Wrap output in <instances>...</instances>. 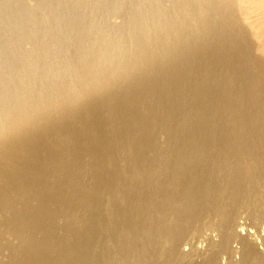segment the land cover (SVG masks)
<instances>
[{
	"label": "rangeland",
	"instance_id": "374dc122",
	"mask_svg": "<svg viewBox=\"0 0 264 264\" xmlns=\"http://www.w3.org/2000/svg\"><path fill=\"white\" fill-rule=\"evenodd\" d=\"M203 1L188 3L184 0H161V2L156 0H0V122H7L4 125H7L8 132L17 128L26 129L25 134L21 133V139L19 136L10 135L12 133L10 132L2 147L0 144V151L20 148L19 153L24 156L25 151L32 147L43 150L44 154V148L48 149L60 144L62 146L59 150L53 147L54 150L48 149V152L53 153L58 163L65 164L64 168L56 166L54 168L56 172L50 173L52 176L51 178L49 176L48 183L52 185L49 183L44 193L42 192L43 195H40L43 199L40 196L38 199L35 196L32 198L33 195H24L14 199V202H1L0 264H31L32 261L33 264L72 262V264H123V262L124 264H201L213 255L217 258V264H264V178L260 173H264V108L261 106L264 105V99L261 95H257L261 100L252 98L256 101L252 102L260 104L261 101L262 104L259 106L261 109L258 110L256 107V111L253 110L251 113V109L249 112L247 108L251 106L248 104L250 106L248 107L246 101L251 97L248 94H252L251 84L255 81L251 83L249 79H254L251 74L254 73V69L249 65L225 67L218 62L220 50L217 45L220 47L221 45L220 40L216 39H221L220 36L223 34L220 33L221 31L226 32L221 21L222 12L218 14V9L228 6L230 17L236 26L234 28L236 35L233 36L232 33V36L229 34L230 38L228 36L227 42L231 45L226 42L227 45L223 49L234 47V44H242L237 37L241 36L248 46L249 57L264 63V53L259 50L260 44L249 20L238 10L239 0H225L224 3ZM187 9L191 11H186ZM168 23L171 24L170 27ZM229 26L233 28L231 25H226V29H232ZM132 34L134 37H131ZM135 44L137 47L133 46ZM215 45L216 52L212 49ZM178 49L181 53L177 51ZM190 49L192 50L189 52ZM211 50L218 54L214 55ZM176 51L182 56L177 54L176 57L174 54ZM183 51L189 56L187 54L185 56ZM135 58L137 61L134 60ZM205 59L213 63L209 61L208 63ZM197 60H200L199 64L202 60L205 63L202 61L203 65L198 67ZM110 63L115 67L114 69L109 68ZM191 65L199 72L197 76ZM214 66H217V70ZM200 67L204 68V71ZM229 68L233 71L230 72ZM189 71L194 74L192 72L187 74ZM235 73L245 75V79L248 80L249 83L245 81L238 85L244 90L236 87L237 85L229 80ZM104 78L107 80H103ZM184 78L185 82L182 80ZM186 78L190 80L189 83ZM165 85L167 88H164ZM86 86L89 92L84 89ZM168 88H171L170 91ZM164 90L168 91L164 92ZM79 92L86 100L79 97L81 95ZM88 93L91 94L87 95ZM114 97L118 99H113ZM227 98L234 100L227 101ZM120 100L121 103L117 104ZM104 103L110 104L113 114L110 112L112 108ZM113 103L117 107L113 106ZM25 105L30 108V112ZM29 105L33 106L32 109ZM40 105L45 106L40 108ZM38 109L44 113H40ZM52 109L56 112H52ZM14 110L20 114L14 113ZM45 110L50 111L47 113ZM23 111L25 113L28 111V114L33 113V116ZM58 112H60L59 116ZM240 112L245 114L242 115L243 119L240 117L242 114ZM96 113H99V119ZM136 114L139 116L135 117ZM39 115L41 118L38 117ZM89 115L94 117L91 116L90 119ZM29 116L34 119L37 116L36 119L39 121L33 118L30 121ZM62 116L64 117L61 119ZM229 116L230 118L233 116L232 121L238 116V127L234 124V126L228 125L231 123ZM17 117L19 120H15ZM226 117L228 124L224 123V120L227 121ZM255 117L259 121H255ZM261 117L263 122L260 121ZM92 118L95 124L98 122L96 124H99L98 126L93 123ZM89 119L93 125L90 124ZM20 120L23 122L19 123ZM242 120L254 128L250 127L248 131L239 134ZM34 121L36 124L38 122L37 126H34ZM51 122L55 124L49 125L52 124ZM71 122L74 123L72 127ZM57 123L67 127L64 128ZM84 124H86L85 128L87 125L90 127L85 129ZM38 125L42 129L37 128ZM70 127L75 130H70ZM67 128L68 130H65ZM76 128H79L80 132ZM81 129L88 132V137L86 133H81L83 132ZM89 129H93L94 132ZM28 133L31 137L26 135ZM71 133L76 134L77 138ZM79 135L82 139H79L81 137ZM67 136H70L71 142ZM59 139H62V143ZM75 139L81 144L80 147L97 146L102 149V155L105 152L104 157L100 159L102 160L100 166L92 167L84 154L75 158L73 154L68 153L72 152L75 146L72 141ZM84 139L91 144L87 141L85 143ZM25 141L27 145L23 143ZM66 141L72 144L68 147ZM243 143L249 146L247 154L242 151ZM18 144H21L20 147ZM24 145L26 149L23 148ZM72 145L74 146L71 147ZM59 158L62 160L60 161ZM240 158L244 161L240 162L242 160ZM44 162L49 165L47 157H44ZM65 168L67 169L64 170ZM253 168L254 170H251ZM15 169L17 168L8 167L7 174L17 172L18 169ZM16 172L15 174L19 173ZM80 190L86 197L83 194L79 195ZM51 193L57 195L53 196ZM58 201L59 203H56ZM32 206L34 207L32 210L36 209L39 216H34L37 221L34 217L29 218L32 220L29 222L24 219V214L28 213ZM19 214L21 217H17ZM21 219L25 222H21ZM211 227L215 228V232ZM176 231H180V234ZM163 236L165 241L169 237H172V241L174 238L179 241V248L175 253L187 254L184 259L176 261L169 257L171 254L169 243L167 240V244L163 245L165 243L162 242ZM156 240L159 241L158 246ZM222 240L226 242L225 250H221ZM212 241L219 243L221 249L211 248ZM239 243L252 244L257 260L241 261L240 251L233 250L240 247ZM140 247L147 249V252L143 251L146 258L143 256L142 260L143 253ZM135 248H139V253ZM119 256L123 257L120 261ZM169 260L171 261L168 262Z\"/></svg>",
	"mask_w": 264,
	"mask_h": 264
},
{
	"label": "bare ground",
	"instance_id": "6f19581e",
	"mask_svg": "<svg viewBox=\"0 0 264 264\" xmlns=\"http://www.w3.org/2000/svg\"><path fill=\"white\" fill-rule=\"evenodd\" d=\"M182 2V1H181ZM204 2V1H203ZM239 2H240V4H239V8H238V10H239V12L241 13V15H243V16H245L248 20H249V22H250V24H251V26L253 27V29H254V31H255V36H256V38H257V40L259 41V44H260V46H259V50L260 51H262L261 53H264V0H239ZM212 3V2H211ZM203 4V3H202ZM152 5H154V4H152ZM187 5V4H186ZM209 5V4H208ZM155 6V5H154ZM176 6V5H175ZM152 7V6H151ZM200 7V6H199ZM212 7V6H211ZM217 7V6H216ZM154 8V7H153ZM204 8V7H203ZM210 8V7H209ZM158 9V8H157ZM191 9V8H190ZM213 9L214 10H216V8H215V6H213ZM220 9V10H219ZM218 9V14H220L221 12V21H222V25H223V29L226 31L225 33H224V31H221L220 33H222L223 32V34H221V39L219 38H217L216 39V36H215V39L216 40H220V45H221V47L219 46V45H217L218 47V50H220V54H219V56L217 57L218 58V62L221 64V66H225V67H231V66H233V68H235V67H237V66H241V65H249L250 67H252L253 69H254V73H251L252 75H253V78L254 79H249V81L252 83V81L254 82V84H251V85H253L252 86V94H248V95H251V97H248L247 98V106L248 107H250V108H247V109H249V112H250V110L252 109V112L251 113H253V110H255V109H257L256 107H258V110L259 109H261V108H259V106H260V104H262L261 103V101H260V104H259V102H257V103H255L256 101L255 100H258V99H260V97L258 98V96L259 95H261V97H263V99H264V63H262L260 60H256V59H252V57H249V55H248V53H250V52H248V46L246 45V43H245V40L243 39L244 37H239V36H237L238 37V39H240V41L242 42V44L241 43H238V44H234L233 46L234 47H227V48H225V49H223V47L224 46H226L227 45V43L229 44V42H227L228 41V36H229V34L232 36V33H233V36H235L236 35V31H235V29L234 28H236V26H234L235 24H234V21H233V19L230 17V14H229V8H228V6H224V7H220ZM186 11H191V10H186ZM220 11V12H219ZM184 12H185V10H184ZM200 13V12H199ZM201 15V14H200ZM202 16V15H201ZM155 17V16H154ZM206 17V18H205ZM205 19H207L208 17H207V15H205ZM200 18V17H199ZM210 18V17H209ZM158 20V19H157ZM177 20V19H176ZM203 21V20H202ZM163 21H161V23H162ZM156 23H157V21H156ZM165 23V22H164ZM167 23V22H166ZM176 23V22H175ZM169 24V27H170V23H168ZM174 24V23H173ZM216 24V23H215ZM159 25V24H158ZM164 25V28H165V24H163ZM217 25H219V22H218V24ZM226 25L228 26V25H231V26H233V28L232 27H230L229 26V28H232V29H230V30H228V29H226ZM140 28V27H139ZM239 28V27H238ZM221 29V28H220ZM139 30V29H138ZM137 30V31H138ZM164 30V29H163ZM169 30H170V28H169ZM170 31H172V30H170ZM218 31V30H217ZM216 31V32H217ZM219 33V34H220ZM134 34V33H133ZM133 34L131 35V37H134L133 36ZM142 35H144V34H142ZM208 34H206V36H207ZM210 35V34H209ZM214 36V35H213ZM141 37V36H140ZM145 37H146V34H145ZM209 37V36H208ZM229 38H230V36H229ZM140 39V38H139ZM199 39H200V37H199ZM202 39H204L203 37H202ZM201 39V40H202ZM214 39V38H213ZM121 40V39H120ZM205 40V39H204ZM204 40H202V41H204ZM195 41V40H194ZM117 42V41H116ZM208 42V41H207ZM212 42H215V41H212ZM227 42V43H226ZM231 42V41H230ZM132 43V42H131ZM133 43H135V42H133ZM143 43V42H142ZM112 44V43H111ZM114 44V43H113ZM117 44V43H116ZM122 44H123V42H122ZM215 44H218V43H215ZM115 45V44H114ZM137 45H139V43L137 44ZM229 45H231V44H229ZM113 46V45H112ZM115 46H117V45H115ZM133 46H136V44L135 45H133ZM114 47V46H113ZM121 47V46H120ZM137 47V46H136ZM138 47H140V46H138ZM142 47V46H141ZM140 47V48H141ZM214 47V46H213ZM221 49H220V48ZM110 48V47H109ZM124 48V47H123ZM135 48V47H134ZM189 48V47H188ZM187 48V49H188ZM131 49H132V47H131ZM214 51H215V49H216V45H215V48H212ZM125 50V49H124ZM136 50V49H135ZM137 50H138V48H137ZM180 49H178L177 51H179ZM184 50V49H183ZM185 50H186V48H185ZM184 50V51H185ZM192 49H190V50H188L189 52L191 51ZM217 50V49H216ZM109 51V50H108ZM114 51V50H113ZM113 51H112V53H113ZM121 51H123V50H121ZM142 51V50H141ZM175 52L174 54H176V57H177V54L178 55H180V56H182V54H179L178 52ZM183 51V53L185 54V56H186V52H184ZM187 51V50H186ZM212 51V50H211ZM214 51H212V52H214ZM138 52V51H137ZM162 52V51H161ZM180 52V51H179ZM210 52V51H209ZM209 52H207L208 54H210ZM212 52H211V55H213L212 54ZM216 52V51H215ZM214 52V55L215 54H218V53H215ZM218 52V51H217ZM248 52V53H247ZM112 53H110V54H112ZM143 53V52H142ZM181 53V52H180ZM138 54V53H137ZM118 55V54H117ZM188 55V54H187ZM210 55V56H211ZM96 56V55H95ZM99 56V55H98ZM101 56V55H100ZM105 56V55H104ZM107 56V55H106ZM135 56V55H134ZM175 56V55H174ZM189 56V55H188ZM205 56H206V54H205ZM204 56V57H205ZM97 57V56H96ZM102 57V56H101ZM111 57V56H110ZM117 57V56H116ZM126 57V56H125ZM124 57V58H125ZM204 57H203V59H204ZM215 57V58H216ZM103 58V57H102ZM122 58V57H121ZM172 58V57H171ZM178 58H180L179 56H178ZM177 58V59H178ZM216 58V59H217ZM104 59V58H103ZM111 59V58H110ZM175 59V58H174ZM189 59H191V57L189 58ZM206 59H208V58H206ZM206 59H205V61H206ZM214 59V58H213ZM97 60V59H96ZM116 60V59H115ZM122 60V59H121ZM124 60V59H123ZM130 60V59H129ZM134 60H136V58L134 59ZM104 61V60H103ZM128 61V60H127ZM137 61V60H136ZM180 61V60H179ZM183 61H185V60H183ZM192 61V60H191ZM202 61H204V60H202ZM201 61V63L199 64V62H200V60L198 61L197 60V62L196 63H198V67H199V65L201 66V65H203L202 62ZM205 61H204V63H205ZM210 62V60H207L206 62ZM217 61V60H216ZM79 62V61H78ZM90 62V61H89ZM111 62V61H110ZM118 63H119V61H117ZM123 62V61H122ZM188 62V61H187ZM186 62V63H187ZM208 62V63H209ZM212 63H213V61H211ZM210 62V63H211ZM218 62H216L217 64H218ZM63 63V62H62ZM84 63V62H83ZM83 63H81V65L83 66ZM126 63V62H125ZM64 64V63H63ZM68 64V63H67ZM87 64V63H86ZM191 64H193V62H191ZM214 64H215V62H214ZM213 64V65H214ZM66 65V64H65ZM69 65V64H68ZM68 65H66V67H68ZM109 65V64H108ZM190 65V64H189ZM204 65H206V64H204ZM212 65V64H211ZM104 66V65H103ZM192 66V65H191ZM219 66V68H221L220 67V65H218ZM235 66V67H234ZM76 67V66H75ZM79 67H80V62H79ZM106 67V66H105ZM109 67V66H108ZM111 66V63H110V69H114L115 67H112ZM118 67H119V64H118ZM193 68H194V66H192ZM214 67H216L215 69L217 70V66H214ZM76 68H78V67H76ZM191 68V67H190ZM201 68V67H200ZM110 69H108V71L110 70ZM117 69V68H116ZM115 69V70H116ZM197 69V68H196ZM201 69H203V71H204V68H201ZM201 69H199V70H201ZM121 70V69H120ZM150 70V69H149ZM152 70V69H151ZM189 70V69H188ZM187 70V71H188ZM198 70V69H197ZM198 70V71H199ZM216 70H214V71H216ZM227 69H225V71H226ZM228 70H230V68L228 69ZM231 70H232V68H231ZM230 70V72H232ZM112 71V70H111ZM122 71V70H121ZM196 70H195V68L193 69V72L194 73H196L195 75L197 76V74L199 73V72H195ZM202 70H201V72L202 73H204ZM220 71V69H218V72ZM242 71V70H241ZM240 71V72H241ZM35 72V71H34ZM110 72V71H109ZM123 72H125V71H123ZM190 72H192V71H189L187 74H190ZM192 72V73H193ZM200 72V73H201ZM222 72V71H221ZM220 72V73H221ZM229 72V73H230ZM101 73V72H100ZM193 73V74H194ZM223 73H225L226 74V72H223ZM229 73H227L228 75H229ZM98 76H100V75H98ZM115 76H117V75H115ZM185 76H186V74H185ZM209 76V75H208ZM249 76V75H248ZM182 77V76H181ZM231 77H233V78H231ZM230 78H229V80L231 81V82H234V84L235 85H237L236 87H239L240 85H241V82H248V80L247 79H245V75L244 76H242V75H239V74H236L235 73V75L234 74H232V76H231ZM106 78V77H105ZM103 79V80H107V79ZM108 78V77H107ZM180 78V77H179ZM109 79V78H108ZM222 79V78H221ZM182 80H184V82H185V78L184 79H182ZM186 80H187V78H186ZM228 80V81H229ZM233 80V81H232ZM156 81V80H155ZM180 81V80H179ZM188 81H190V80H187V82ZM227 81V82H228ZM236 81V82H235ZM238 81V82H237ZM84 82V81H83ZM182 82V81H181ZM226 82V83H227ZM230 82V83H231ZM175 83V82H174ZM173 83V84H174ZM189 83V82H188ZM194 83V82H193ZM229 83V84H230ZM249 83V82H248ZM81 84H82V82H81ZM168 84V83H167ZM171 84V83H170ZM181 84V83H180ZM187 84V83H186ZM200 84V83H199ZM228 84V83H227ZM233 83H231V85H232ZM233 84V85H234ZM75 85V84H74ZM84 85V84H83ZM85 85H87V84H85ZM182 85V84H181ZM188 86H189V84H187ZM194 85V84H193ZM192 85V86H193ZM217 85V84H216ZM232 85V87H234ZM239 85V86H238ZM243 85V84H242ZM247 85V84H246ZM249 85V84H248ZM88 86V85H87ZM87 86H86V88H84V89H86L87 90V92H89V88L87 89ZM191 86V87H192ZM228 86V85H227ZM245 86V85H244ZM186 87V86H185ZM224 87V86H223ZM137 88V87H136ZM135 88V89H136ZM164 88H167L166 87V85H165V87ZM163 88V89H164ZM205 88V87H204ZM240 89H241V87H239ZM238 88V89H239ZM162 89V90H163ZM169 89V88H168ZM171 89V88H170ZM170 89H169V91H170ZM177 89V88H176ZM222 89H224V88H222ZM248 89V88H247ZM86 90H85V92H86ZM91 90L93 91V89L91 88ZM183 90V89H182ZM219 90V89H218ZM236 90V89H235ZM234 90V91H235ZM241 90H244L243 88L241 89ZM251 90V89H250ZM250 90H248L249 92H250ZM146 91V90H145ZM166 91H168V90H166ZM165 90H164V92H166ZM223 91V90H222ZM84 92V93H85ZM178 92V91H177ZM215 92V91H214ZM230 92H231V89H230ZM233 92V91H232ZM238 92V91H237ZM80 93V92H79ZM83 93V94H84ZM92 93V92H91ZM91 93H88L87 95H89V94H91ZM158 93V92H157ZM168 93H170V92H168ZM228 93V92H227ZM242 93V92H241ZM259 93V94H258ZM81 94V93H80ZM86 94V93H85ZM132 94V93H131ZM181 94V93H180ZM132 95H134V94H132ZM131 95V96H132ZM163 95H164V93H163ZM245 95V94H244ZM247 95V94H246ZM247 95V96H248ZM258 95V96H257ZM84 96V95H83ZM82 96V94L79 96V97H82V99H84V97ZM109 96V95H108ZM124 96V95H123ZM256 96V97H255ZM78 97V96H77ZM77 97L75 98V99H77ZM79 97H78V99H79ZM89 97V96H88ZM126 97V96H125ZM128 97V96H127ZM134 97V96H133ZM132 97V98H133ZM71 98V97H70ZM115 98H117V97H114L113 99H115ZM243 98H244V96H243ZM252 98H256L255 100H253ZM258 98V99H257ZM66 99V98H65ZM73 99V98H72ZM82 99H80V101L82 100ZM118 99V98H117ZM116 99V100H117ZM130 99V98H129ZM62 100V99H61ZM84 100H86V98L84 99ZM83 100V101H84ZM122 100V99H121ZM121 100H120V102L118 101V103L117 104H120L121 103ZM228 100H234V98H230V99H228L227 98V101ZM261 100V99H260ZM24 101H25V99H24ZM82 101V102H83ZM89 102H90V99L88 100ZM111 101H113V100H111ZM129 101V100H128ZM236 101H237V99H236ZM235 101V102H236ZM252 101H255V102H252ZM27 102V101H26ZM26 102H25V104H26ZM54 102V101H53ZM52 102V103H53ZM56 102H58V101H56ZM63 102V101H62ZM81 102V103H82ZM87 101H85V103H86ZM114 102V101H113ZM117 102V101H116ZM115 102V103H116ZM127 102V101H126ZM133 102V101H132ZM215 102V101H214ZM246 102H244V103H246ZM263 102V101H262ZM55 103V102H54ZM88 103V102H87ZM108 103H109V101H108ZM130 103V102H129ZM128 103V104H129ZM234 103V102H233ZM243 103V102H242ZM27 104H28V102H27ZM30 104H32V102H30ZM35 104V103H34ZM41 104V103H40ZM64 104H65V102H64ZM64 104H63V106H64ZM91 104V103H90ZM105 105H107L106 103H104ZM110 104H111V102H110ZM110 104H108L107 106L108 107H110V108H112L111 106H109ZM124 104V103H123ZM232 104V103H231ZM250 106H249V105ZM264 104V103H263ZM37 106H38V104H36ZM35 105V106H36ZM53 105V104H52ZM56 105V104H55ZM58 105V104H57ZM56 105V106H57ZM60 105V104H59ZM83 105L85 106V104L83 103ZM93 105V104H92ZM91 105V106H92ZM105 105H103V106H105ZM43 106H45V105H43ZM42 105H40V108L41 107H43ZM54 106V105H53ZM80 106H81V104H80ZM94 106V105H93ZM113 106H116L114 103H113ZM119 106V105H118ZM261 106H263V108H264V105H261ZM24 107V106H23ZM29 107H31V109H32V107L33 106H30L29 105ZM46 107H49V106H46ZM46 107H45V109H46ZM51 107V106H50ZM49 107V108H50ZM65 107H67L66 105H65ZM77 107V106H76ZM75 107V108H76ZM86 107V106H85ZM87 107H88V111H90V107L87 105ZM96 107V106H95ZM98 107H99V105H98ZM97 107V108H98ZM117 107V106H116ZM253 107H255V108H253ZM9 108V107H8ZM20 108V107H19ZM25 108H27V106L25 105ZM61 108V107H60ZM68 108H69V106H68ZM67 108V109H68ZM83 108V107H82ZM93 108V107H92ZM101 107H99L98 109H100ZM107 108V107H106ZM106 108H103L104 110L106 109ZM209 108V107H208ZM12 109H15V108H12ZM28 110L30 109V108H27ZM115 109V108H114ZM117 109V108H116ZM173 109V108H172ZM224 109H226V108H224ZM227 109H228V107H227ZM231 109V108H230ZM246 109V110H247ZM21 110V109H20ZM26 110V109H25ZM34 110H36V109H34ZM42 110H44L43 108H42ZM55 110V109H54ZM66 110V109H65ZM77 110V109H76ZM79 111H80V109H78ZM85 110H86V108H85ZM84 110V111H85ZM92 110V109H91ZM110 110V109H109ZM245 110V111H246ZM33 110H31V112H32ZM38 111H40V113H42L43 111H41V110H39L38 109ZM48 111H50V110H45V112H47V113H49ZM82 111V110H81ZM93 111H94V109H93ZM99 111V110H98ZM98 111H96V112H98ZM101 111V110H100ZM116 111V110H115ZM114 111V112H115ZM256 111V110H255ZM264 111V110H263ZM18 113V111H15L14 110V113ZM24 112V111H23ZM28 112V111H27ZM26 112V113H27ZM29 112H30V110H29ZM37 112V111H36ZM52 112H56V110L55 111H53V109H52ZM67 112H69V111H67ZM95 112V111H94ZM103 112V111H102ZM106 112H107V110H106ZM111 112V114H113V108H112V110L110 111ZM25 113V112H24ZM25 113V114H26ZM38 113V112H37ZM39 113V114H40ZM44 113V112H43ZM59 113L60 112H58V116H59ZM70 113H72V112H70ZM89 113V112H88ZM100 113V112H99ZM99 113H96L97 114V116H98V114ZM231 113V112H230ZM229 113V114H230ZM240 113H242L241 115H240V117L242 118V117H244V116H242L243 114H244V112H240ZM247 113V112H246ZM13 114V113H12ZM20 113H18V115H19ZM31 114V113H30ZM30 114H28L27 113V115H30ZM33 114V113H32ZM31 114V115H32ZM57 114V113H56ZM80 114V113H79ZM89 114H92V112H90ZM132 114V113H131ZM249 114V113H248ZM247 114V115H248ZM41 115V114H40ZM40 115L38 116V117H40ZM43 115V114H42ZM47 115V114H46ZM45 115V116H46ZM84 115V114H83ZM93 115H94V113H93ZM93 115H91L92 117H94ZM219 115V114H218ZM231 115V114H230ZM245 115V114H244ZM5 116V115H4ZM23 116H25V115H23ZM33 116V115H32ZM34 116H35V114H34ZM57 116V115H56ZM70 116V115H69ZM90 115L88 116L89 118L91 117ZM97 116H95V118H97ZM124 116V115H123ZM139 116V115H138ZM137 116V114H136V116L135 117H138ZM234 116V115H233ZM233 116H231V118H230V116H229V118H230V120L232 119L233 120ZM236 116V115H235ZM6 117V116H5ZM26 117V116H25ZM30 117V116H29ZM47 117H48V115H47ZM64 116H62L61 117V119L63 118ZM84 117V116H83ZM86 117V116H85ZM99 117L100 116H98V119H99ZM125 117V116H124ZM130 117V116H129ZM134 117V118H135ZM141 117V116H140ZM139 117V118H140ZM143 117V116H142ZM238 117V116H237ZM237 117H234L235 118V121H232L231 120V123L230 124H228V117H226L225 119H227V121H225L224 120V118H223V120H224V123H227L228 125H237V127H238V124H239V118H237ZM7 118V117H6ZM31 118H33V117H30L29 118V120L31 119ZM36 118H37V116H36ZM35 118V119H36ZM41 118V117H40ZM46 118V117H45ZM59 118V117H58ZM70 118V117H69ZM241 118H240V120H241ZM249 118V117H248ZM256 118V117H255ZM264 118V117H263ZM263 118L261 117V119H260V121H262L263 120ZM19 120L18 119V117L17 118H15V120ZM34 118H33V120H35ZM39 119V118H38ZM46 119H48V118H46ZM49 119H51L50 117H49ZM60 119V118H59ZM79 119H80V117H79ZM87 119V118H86ZM85 119V120H86ZM91 119V118H90ZM90 119H89V121H90ZM97 119V120H98ZM122 119H125V118H122ZM126 119H128L127 117H126ZM130 119V118H129ZM135 119H137V118H135ZM141 119V118H140ZM166 119V118H165ZM243 119V118H242ZM245 119V118H244ZM246 119H247V117H246ZM258 118H256V120L255 121H259V119L257 120ZM56 120V119H55ZM73 120V119H72ZM71 120V121H72ZM77 120H78V118H77ZM81 120V119H80ZM79 120V121H80ZM82 120H83V118H82ZM100 120H102V119H100ZM99 120V121H100ZM138 120V119H137ZM249 120H251V117H250V119ZM248 120V121H249ZM254 120V119H253ZM1 121V120H0ZM31 121V120H30ZM36 121H39V120H37L36 119ZM40 121H43V120H40ZM51 121V120H50ZM63 121V120H62ZM70 121V120H69ZM88 121V120H87ZM86 121V122H87ZM92 121H93V123H94V118H92ZM105 121V120H104ZM131 121H132V119H131ZM243 121V120H242ZM21 122H23V121H21L20 120V122L19 123H21ZM25 122V121H24ZM35 122V121H34ZM56 122V121H55ZM59 122V121H58ZM61 122V121H60ZM82 122V121H81ZM91 122V121H90ZM102 122V121H101ZM232 122H235V123H232ZM250 122V121H249ZM263 122V121H262ZM1 123V122H0ZM3 124H6L7 122L5 121V122H2ZM27 123H31V122H27ZM46 122H44V124H45ZM50 123V122H49ZM52 124H49V125H53V124H55V123H53V122H51ZM98 123V122H97ZM96 123V124H97ZM223 123V122H222ZM244 121L242 122V126H241V128L238 130V133L239 134H242V133H244L245 131H248V129L250 128V127H253L252 125L250 126V125H248V124H246L245 123V125H244ZM23 124V123H22ZM36 124V122L34 123V126H37V124H38V122H37V124ZM40 125H41V122L39 123ZM43 124V125H44ZM59 124H61V123H59ZM58 123H57V125H59ZM68 124V123H67ZM71 127L72 126H74V123H72L71 122ZM77 124V123H76ZM80 123H78V125H79ZM81 124H83V122L81 123ZM87 124H89V123H87ZM90 124H92V122L90 123ZM89 124V125H90ZM95 124V123H94ZM95 124V125H96ZM103 124H104V122H103ZM111 124H113V123H111ZM259 124H263V123H260L259 122ZM259 124H258V126H259ZM17 125H19L20 126V124H17ZM33 125V124H32ZM31 125V126H32ZM42 125V126H43ZM47 125V124H46ZM49 125H47L50 129H51V127L49 126ZM66 125V124H65ZM85 125L86 124H84L82 127L83 128H85ZM93 125V124H92ZM95 125H94V127H95ZM99 125V124H98ZM98 125H96V126H98ZM101 125V124H100ZM115 125V124H114ZM223 125V124H222ZM225 125V124H224ZM233 125V126H234ZM7 126V125H6ZM16 126V125H15ZM19 126H17V127H19ZM60 126H63L62 124L60 125ZM69 126V125H68ZM77 126V125H76ZM75 126V127H76ZM106 126V125H105ZM263 126V125H262ZM45 127V126H44ZM43 127V128H44ZM47 127V128H48ZM54 127H56V126H54ZM58 127V126H57ZM64 127V126H63ZM67 126H65L64 128H66ZM71 127H70V130H75V128H73V129H71ZM77 127H81V125L80 126H77ZM81 127V128H82ZM87 127H88V125H87ZM86 127V128H87ZM90 127V126H89ZM88 127V128H89ZM215 127V126H214ZM228 127V126H227ZM230 127V126H229ZM240 127V126H239ZM261 127V126H260ZM27 128V127H26ZM32 128V127H31ZM37 128H40L39 127V125H38V127ZM62 127H60V129H61ZM85 128V129H86ZM225 128V127H224ZM254 128V127H253ZM257 128V127H256ZM28 129H29V131H30V128L28 127ZM35 129V128H34ZM40 129H42V128H40ZM49 129V130H50ZM53 129V128H52ZM57 129V128H56ZM63 129V128H62ZM77 129V131L79 130V128H76ZM94 129V128H93ZM93 129H89V130H92V132H94L93 131ZM98 129V128H97ZM100 129V128H99ZM107 129V128H106ZM113 129V128H112ZM244 129H247V130H244ZM36 130V129H35ZM38 130V129H37ZM53 130H55V129H53ZM53 130H52V132H53ZM65 130H68V128L67 129H65ZM83 132H81V133H86V132H84V130L83 129H81ZM96 132H97V130L96 129H94ZM28 131V130H27ZM45 131V130H44ZM118 131V130H117ZM124 131V130H123ZM10 132H12L10 135H12V136H21V133L23 132L24 134L26 133V129L24 130H21V128H17V129H15L14 131H10ZM10 132H8V134L10 133ZM42 132V131H41ZM47 132H48V130H47ZM50 132V131H49ZM52 132H51V134H52ZM64 132V131H63ZM70 132V131H69ZM68 132V133H69ZM73 132H75V131H73ZM79 132H80V130H79ZM79 132L77 133V134H79ZM91 132V133H92ZM35 134H37L36 132H34ZM45 133H46V131H45ZM115 133V132H114ZM16 134V135H15ZM20 134V135H19ZM44 134V133H43ZM64 134V133H63ZM73 133H71V135H72ZM237 134V133H236ZM235 134V135H236ZM26 135H30L29 133L28 134H26ZM37 135H39V134H37ZM67 135V134H66ZM65 135V136H66ZM69 135V134H68ZM70 135V136H71ZM74 135V134H73ZM86 136L88 135V132L85 134ZM92 135V134H91ZM95 135V137H96V134H94ZM123 135V134H122ZM36 136V135H35ZM34 136V137H35ZM40 136V135H39ZM43 136V135H42ZM45 136V135H44ZM43 136V137H44ZM51 136H54V135H51ZM70 136H67L68 137V139L70 138ZM75 137H76V134L74 135ZM79 136H81V135H79ZM93 136V135H92ZM99 136V135H98ZM101 137H102V135H100ZM138 136V135H137ZM144 136V135H143ZM256 136V135H255ZM24 137V136H23ZM25 137H27V136H25ZM29 137H31V135L29 136ZM33 137V138H34ZM37 137V136H36ZM35 137V138H36ZM47 137V136H46ZM66 137V138H67ZM88 137V136H87ZM90 137V136H89ZM38 138V137H37ZM36 138V139H37ZM49 138H50V136H49ZM53 138V137H52ZM77 138V137H76ZM82 139V136L81 137H79V139ZM84 138V137H83ZM91 138V137H90ZM94 138V137H93ZM103 138V137H102ZM138 138H139V136H138ZM17 139H19L18 137H17ZM20 139H21V137H20ZM23 139V138H22ZM25 139V138H24ZM39 139V138H38ZM38 139L36 140L37 142H38ZM40 139H42L41 137H40ZM45 139V138H44ZM63 139V138H62ZM62 139L60 140L61 141V143H62ZM88 139V138H87ZM96 139V138H95ZM125 139V138H124ZM149 139V138H148ZM26 140H27V138H26ZM33 140V139H32ZM35 140V139H34ZM52 140V139H51ZM64 140V139H63ZM66 140V139H65ZM85 140V139H84ZM83 140V141H84ZM123 140V139H122ZM20 141V140H19ZM58 141V140H57ZM60 141H58L59 143H60ZM77 139H75L74 141H72L73 142V144H75V146L74 145H72L71 147H73L74 146V148H73V150H72V152H68V153H71V154H73L72 156L73 157H75V156H82L83 154L84 155H86L85 157H88V159H89V161L91 162V164H92V167L94 166V167H96L97 165H99L100 166V164L99 163H101V161L102 160H100V159H102V156L104 157V155H105V152H104V155H102L103 153H102V149H100V148H98L97 146V148L95 147V146H90V145H88V146H86V148L84 147H80V145L81 144H78L77 143ZM86 141L88 142V143H90L91 144V142H89L88 140H85V143H86ZM91 141V140H90ZM100 141V140H99ZM98 141V142H99ZM133 141V140H132ZM144 141V140H143ZM17 142H18V140H17ZM27 142H28V140H27ZM44 142V141H43ZM56 142V141H55ZM57 142V143H58ZM67 143V145L66 146H68L69 147V145L70 144H72V143H69V142H71V140L69 139V142L68 141H66ZM79 142V141H78ZM81 143H82V141H80ZM92 142H94V141H92ZM138 142H140V141H138ZM249 142V141H248ZM248 142H247V145H248ZM261 142V141H260ZM23 143H25L26 144V141L25 142H23ZM29 143V142H28ZM27 143V144H28ZM32 143V142H31ZM46 143V142H45ZM63 143H65V142H63ZM125 143V142H124ZM150 143V142H149ZM250 143V142H249ZM17 144V143H16ZM15 144V145H16ZM26 144V145H27ZM43 144V143H42ZM53 144V143H52ZM76 144H78V146L76 145ZM103 144V143H102ZM251 144V143H250ZM19 145V144H18ZM21 145V144H20ZM20 145H19V147H20ZM35 145V144H34ZM63 145H65V144H63ZM133 145V144H132ZM246 145V144H245ZM244 145V143H243V146L244 147H242V151H243V153L244 154H247V152H248V148H249V146H245ZM62 145H60V144H57V145H53V147L55 148L56 147V149H58L59 150V148L61 147ZM251 146V145H250ZM1 147H2V144H1ZM5 147V146H4ZM3 147V148H4ZM18 147V146H17ZM25 147V145L23 146V148ZM27 147H29V146H27ZM30 147H31V145H30ZM34 147V146H33ZM50 147V146H49ZM52 146L50 147V148H48V149H50V150H54V148H53ZM64 147V146H63ZM62 147V148H63ZM104 147V146H103ZM133 147H134V145H133ZM36 148V147H35ZM61 148V149H62ZM65 149H66V147H64ZM117 148H119V147H117ZM149 148V147H148ZM251 148V147H250ZM254 148V147H253ZM20 148H15L14 147V149H10V150H4V151H0V204H1V202H7V201H13L14 199H18V198H21V197H23L24 195H33L32 196V198L35 196L36 198H40L42 195H43V193H44V189L45 188H47V186H49L48 184L50 183H48V181H50V180H48V178H49V176H50V173L51 172H53V171H55L56 169H54V168H56V166H60V167H62L63 166V168L65 167L64 165L65 164H61V163H58L54 158L55 157H53L54 155H53V153L52 152H48L49 150L47 149V148H44L45 150H44V154L42 153L43 152V150L42 151H40V150H36V149H34V148H30L29 150H27V151H25V155L23 156L21 153H19V150ZM22 149V148H21ZM24 149H26V148H24ZM56 149H55V151H56ZM69 149V148H68ZM111 149V148H110ZM238 149H239V147H238ZM1 150V149H0ZM252 150V149H251ZM21 151H23L24 152V150L22 149ZM63 151V150H62ZM69 151V150H68ZM125 151V150H124ZM135 151V150H134ZM58 152V151H57ZM64 152H66V151H64ZM114 152V151H113ZM16 153H18V155L16 154ZM186 153V152H185ZM188 153V152H187ZM22 155L21 157H20V155ZM58 154V153H57ZM56 154V155H57ZM62 154V153H61ZM64 154V153H63ZM62 154V155H63ZM55 155V156H56ZM59 155V154H58ZM187 155V154H186ZM61 156V155H60ZM71 156V155H70ZM80 156V157H81ZM106 156H107V154H106ZM44 157L46 158H48V163L47 164H49V165H46L45 164V162H44ZM57 157V156H56ZM67 157V156H66ZM72 157V158H73ZM84 157V156H83ZM84 157V158H85ZM75 158H77V157H75ZM74 158V159H75ZM246 158V157H245ZM58 159V158H57ZM68 159V158H67ZM69 159H70V161H71V157H69ZM80 159V158H79ZM240 159H242V158H240ZM46 160V159H45ZM59 160H60V158H59ZM62 160V159H61ZM60 160V161H61ZM100 160V161H99ZM106 160V159H105ZM247 160V159H246ZM69 160H67V162H68ZM77 161L78 160H76V163H77ZM80 161V160H79ZM88 161V160H87ZM86 161V162H87ZM107 161H109V160H107ZM242 161H244L243 159L240 161V162H242ZM74 162V161H73ZM89 162V163H90ZM105 162V161H104ZM64 163H66V162H64ZM70 163V162H69ZM81 163V162H80ZM80 163H79V165H80ZM82 163H84L83 161H82ZM88 163V162H87ZM71 164H72V162H71ZM75 164V163H74ZM135 164V163H134ZM236 164V163H235ZM46 165V166H45ZM68 166H69V164H67ZM77 165V164H76ZM76 165H74V166H76ZM79 165H77L78 167H79ZM133 165V164H132ZM131 165V166H132ZM135 165H137V163L135 164ZM237 165V164H236ZM101 166H102V164H101ZM8 167H13V168H17V169H15V170H17V172H19L18 174H15V172L16 171H14V173L13 174H7V172L9 171V170H11V169H8V171H7V168ZM257 167V166H256ZM48 168H51V169H48ZM70 168V167H69ZM74 168V167H73ZM72 168V169H73ZM258 168V167H257ZM67 168H65L64 170H66ZM75 169H76V167H75ZM79 169V168H78ZM96 169V168H95ZM14 170V169H13ZM58 170V169H57ZM71 170V169H70ZM90 170V169H89ZM125 170V169H124ZM246 170H250V169H246ZM251 170H254V168L253 169H251ZM60 171V170H59ZM58 171V172H59ZM100 171V170H99ZM256 171H257V169H256ZM11 172H13L12 170H11ZM11 172H9V173H11ZM16 172V173H17ZM56 172V171H55ZM57 172V173H58ZM72 172H73V170H72ZM91 171H89V173H90ZM247 172V171H246ZM249 172V171H248ZM64 174H66V172H63ZM261 173V175L263 174V178H264V173H262V172H260ZM52 174H54V173H52ZM56 174V173H55ZM92 174H93V172H92ZM95 174V173H94ZM63 175V174H62ZM70 175V174H69ZM52 176V175H51ZM51 176H50V178H51ZM61 176V175H60ZM107 176V175H106ZM62 177H64V176H62ZM96 177V176H95ZM56 178V177H55ZM68 178V177H67ZM65 179V178H64ZM106 179V178H105ZM119 180V179H118ZM52 181V180H51ZM111 181V180H110ZM114 181V180H113ZM66 182H67V180H66ZM80 182V181H79ZM99 182V181H98ZM102 182V181H101ZM118 182V181H117ZM53 183V182H52ZM63 183V182H62ZM69 183V182H68ZM67 183V184H68ZM73 183H75V182H73ZM104 183V182H103ZM115 183H116V181H115ZM59 184V183H58ZM65 184V183H64ZM111 184V183H110ZM264 184V183H263ZM50 185H52L51 183H50ZM78 186H79V184H77ZM94 185V184H93ZM93 185H92V187H93ZM113 185V184H112ZM71 186H72V184H71ZM76 186V185H75ZM96 186V185H95ZM107 186H108V183H107ZM73 187V186H72ZM83 187H85V186H83ZM105 187V186H104ZM113 187V186H112ZM51 188V187H50ZM57 188V187H56ZM96 188H98V187H96ZM95 188V189H96ZM101 188V187H100ZM103 188V187H102ZM109 188V187H108ZM123 187H121V189H122ZM76 189V188H75ZM84 189V188H83ZM88 189V188H87ZM94 189V187L92 188V190ZM113 189V188H112ZM119 189H120V187H119ZM46 190H48V189H46ZM56 190V189H55ZM74 190V189H73ZM116 189H114V191H115ZM48 191H50L51 192V190H48ZM64 191V190H63ZM43 192V193H42ZM46 192V191H45ZM60 192V191H59ZM58 192V193H59ZM74 192V191H73ZM94 192V191H93ZM119 192V191H118ZM46 193H48V192H46ZM45 193V194H46ZM62 193V192H61ZM107 193V192H106ZM44 194V195H45ZM50 194V193H49ZM52 194V193H51ZM80 194H83L84 195V193L82 192L81 193V190H80V193H79V195ZM87 194H89V191H88V193ZM41 195V196H40ZM53 195V194H52ZM54 195H57V194H54ZM53 195V196H54ZM40 196V197H39ZM59 196H61V195H59ZM68 196V195H67ZM85 196V195H84ZM71 197V196H70ZM86 197V196H85ZM93 197V196H92ZM28 198V197H27ZM31 198V199H32ZM36 198H34V199H36ZM42 198V197H41ZM48 198H49V196H48ZM47 198V199H48ZM55 198V197H54ZM61 198V197H60ZM89 198V197H88ZM94 198V197H93ZM97 198V197H96ZM118 198V197H117ZM24 199V198H23ZM34 199H32V200H34ZM43 199V198H42ZM42 199H41V201L40 200H38V202L40 201V203L42 202ZM51 199H53V198H51ZM56 199H57V197H56ZM56 199H55V201H56ZM62 199H64V198H62ZM25 200V199H24ZM37 200V199H36ZM46 200V199H45ZM58 200H61V199H58ZM93 200H95V199H93ZM143 200H144V198H143ZM146 200V199H145ZM30 201V200H29ZM51 201V200H50ZM52 201H54V200H52ZM65 201V200H64ZM68 201V200H67ZM66 201V202H67ZM73 200H71V202H72ZM14 202V201H13ZM20 202H21V200H20ZM27 202V201H26ZM31 202V201H30ZM34 202V201H33ZM65 202V203H66ZM69 202H70V200H69ZM76 202V201H75ZM143 202V201H142ZM141 202V203H142ZM11 203V202H10ZM9 203V204H10ZM23 203V202H22ZM45 203H46V201H45ZM56 203H59V201L58 202H56ZM147 203V202H146ZM6 204V203H5ZM20 204V203H19ZM18 204V205H19ZM27 204V203H26ZM49 204V203H48ZM134 204V203H133ZM12 205V204H11ZM14 205V204H13ZM16 205V204H15ZM14 205V206H15ZM18 205H17V207H18ZM33 205V204H32ZM44 205V204H43ZM52 205V204H51ZM56 205V204H55ZM59 205V204H58ZM57 205V206H58ZM10 206V205H9ZM40 206V205H39ZM38 206V207H39ZM54 206V205H53ZM80 206V205H79ZM19 207H20V205H19ZM26 207V206H25ZM30 207V206H29ZM36 207H37V205H36ZM52 207V206H51ZM5 208V207H4ZM170 208V207H169ZM9 209V208H8ZM27 209H29V208H27ZM32 209H34V207L32 206V208L31 209H29V211H28V213H25L24 215H25V218L24 219H26V220H28L29 222H30V220H29V218H32V217H34L35 215H37L38 214V212H37V210L35 209V210H32ZM40 209V208H39ZM167 209V208H166ZM5 210V209H4ZM20 210V209H19ZM22 210V209H21ZM14 211V210H13ZM23 211H25V210H23ZM40 211H41V209H40ZM7 212V211H6ZM22 212V211H21ZM44 212V211H43ZM57 212V211H56ZM9 213V212H8ZM14 213H17V212H14ZM42 213V212H41ZM45 213V212H44ZM224 214V213H223ZM23 215V216H24ZM42 215V214H41ZM46 215V214H45ZM218 215V214H217ZM221 215V214H220ZM37 216H39V215H37ZM47 216V215H46ZM16 217V216H15ZM17 217H21L20 216V214L17 216ZM41 217V216H40ZM51 217V216H50ZM13 218V217H12ZM28 218V219H27ZM39 218V217H38ZM15 219H18V218H15ZM12 220H14V218L12 219ZM22 221L21 222H25V220L23 221V219H21ZM34 220H35V217H34ZM18 221V220H17ZM27 221V222H28ZM32 221V220H31ZM35 221H37V218H36V220ZM40 221V220H39ZM15 221H13V223H14ZM20 222V221H19ZM48 222V221H47ZM6 223V222H5ZM18 223V222H17ZM129 223V222H128ZM2 224V223H1ZM7 224V223H6ZM9 224V223H8ZM40 224V223H39ZM130 224H131V222H130ZM11 225V224H10ZM14 225H15V223H14ZM49 225V224H48ZM48 225H46V226H48ZM3 226H4V224H3ZM19 225H17V228H19L18 227ZM36 226V225H35ZM71 226V225H70ZM74 226H75V224H74ZM176 226V225H175ZM211 226V225H210ZM215 226V225H214ZM8 227V226H7ZM6 227V228H7ZM172 227V226H171ZM209 227V226H208ZM220 227V226H219ZM1 228V227H0ZM12 228V227H11ZM15 228V227H14ZM13 228V229H14ZM39 228V227H38ZM42 228V227H41ZM75 228V227H74ZM73 228V229H74ZM173 228V227H172ZM212 228V227H211ZM210 228V229H211ZM215 228H217L216 226H215ZM215 228H212L213 229V231L215 232ZM16 229V228H15ZM28 229V228H27ZM32 229V228H31ZM30 229V230H31ZM51 229V228H50ZM174 230H175V228H173ZM177 229H179V227L177 226ZM176 229V230H177ZM194 229V228H193ZM193 229H191L192 231H193ZM202 229V228H201ZM29 230V229H28ZM43 230V229H42ZM46 230V229H45ZM66 230H68V228H66ZM181 230V229H180ZM184 229H182V231H183ZM185 230H187V229H185ZM200 230V229H199ZM217 230H218V228H217ZM220 230V229H219ZM21 231V230H20ZM51 231V230H50ZM78 231V230H77ZM182 231H181V233H182ZM212 231V230H211ZM211 231H210V233H211ZM22 232V231H21ZM31 232V231H30ZM29 232V233H30ZM35 232H36V230H35ZM47 232V231H46ZM177 232V231H176ZM185 232V231H184ZM188 232V231H187ZM194 232V231H193ZM28 233V232H27ZM130 233H131V230H130ZM180 234V231L179 232H177V234ZM191 233V232H190ZM213 233V232H212ZM24 234V233H23ZM33 234H34V232H33ZM36 234V233H35ZM72 234H73V231H72ZM167 234H169V233H167ZM196 234V233H195ZM164 237V236H163ZM167 238H168V236H166ZM237 237V236H236ZM171 238L172 237H169L168 239H166V241L168 240V243H169V248H170V251L169 252H171V254H169L170 256V258L171 259H173V260H176V261H178V260H180V259H184V257L187 255V254H185V253H183V254H177V253H175L176 251H177V248H179L178 246H179V241L178 240H175V238H174V240L172 241L171 240ZM163 239V238H162ZM161 239V240H162ZM70 240V239H69ZM171 240V241H170ZM221 240V239H220ZM237 240H238V237H237ZM241 240V239H240ZM33 241V240H32ZM49 241V240H48ZM47 241V242H48ZM68 241V240H67ZM74 241V240H73ZM157 242V246H158V244H159V241L158 240H156ZM166 241H165V237H164V240L162 241V242H165V243H163V245L164 244H167L166 243ZM37 242V241H36ZM69 242V241H68ZM68 242H66V243H68ZM71 242V241H70ZM86 242V241H85ZM214 241H212V243L210 244L211 246V248H214V249H217V250H220L221 248L218 246L219 245V243L217 244L216 242L215 243H213ZM220 242V241H219ZM83 243V242H82ZM80 244V243H79ZM154 244V243H153ZM220 244L223 246V249H221V250H225V245H226V242H225V240H222L221 242H220ZM71 245V244H70ZM119 246H120V244H118ZM161 245V244H160ZM237 245V244H236ZM239 245H240V247L239 248H234L233 250H235L236 252L239 250L240 252H239V254H240V260L241 261H256L257 260V256H256V254H255V249H254V247L252 246V244H244V245H242L241 243H239ZM52 246V245H51ZM72 246V245H71ZM166 246V245H165ZM27 247V246H26ZM39 247H40V245H39ZM53 247V246H52ZM67 247H69V246H67ZM81 247V246H80ZM114 247V246H113ZM155 247V246H154ZM28 248V247H27ZM32 248V247H31ZM30 248V249H31ZM59 248V247H58ZM142 247H140V249H141ZM169 248H167L168 250H169ZM29 249V250H30ZM60 249V248H59ZM70 249V248H69ZM72 249V248H71ZM116 249V248H115ZM120 249V248H119ZM136 250H138V253H139V248H135ZM134 249V250H135ZM143 249H145L144 247L141 249L142 250V253H143V251L144 252H147L146 250L147 249H145V250H143ZM149 249V248H148ZM241 249V250H240ZM34 250V249H33ZM49 250V249H48ZM65 250V249H64ZM67 250V249H66ZM133 250V251H134ZM136 250H135V253H136ZM149 251V250H148ZM178 251H180L179 249H178ZM46 252V251H45ZM47 252H49V251H47ZM150 252V251H149ZM148 252V253H149ZM42 253V252H41ZM68 253H69V251H68ZM116 253V252H115ZM114 253V254H115ZM126 254H127V252H125ZM124 253V254H125ZM141 252H140V256H141V254H142ZM148 253L146 254V255H148ZM53 254V253H52ZM117 254H118V252H117ZM149 254H151V253H149ZM67 255V254H66ZM119 255V254H118ZM136 255H137V253H136ZM154 255H155V253H154ZM121 256H123V255H121ZM134 256V255H133ZM146 258V256L144 255V253H143V255H142V257H141V260H142V258L144 259V257ZM152 256V255H151ZM158 256H161L160 254H158ZM168 256V255H167ZM123 257H125V255L123 256ZM123 257L121 258L120 256H119V261H120V259H123ZM138 257V256H137ZM165 257V256H164ZM117 258V257H116ZM127 258H129V257H127ZM147 258H149V256L147 257ZM158 258H160V257H158ZM166 258V257H165ZM33 259V258H32ZM36 259V258H35ZM52 260H53V258H51ZM136 259V258H135ZM130 260V259H129ZM165 260V259H164ZM163 260V261H164ZM36 261V260H35ZM162 261V260H161ZM166 261H167V259H166ZM171 260H169L168 262H170ZM46 262V261H45ZM123 262V261H122ZM35 263H37V262H35ZM73 263V262H72ZM72 263H70V264H72ZM119 263V262H118ZM125 262H123V264H124ZM159 263H161V262H159ZM31 264H33V261H32V263ZM164 264V263H163ZM189 264H191V263H189ZM197 264V263H196ZM201 264H217V258L215 257V255H213V256H211L209 259H207V261H205L204 263H201Z\"/></svg>",
	"mask_w": 264,
	"mask_h": 264
},
{
	"label": "snow or ice",
	"instance_id": "6c2138e0",
	"mask_svg": "<svg viewBox=\"0 0 264 264\" xmlns=\"http://www.w3.org/2000/svg\"><path fill=\"white\" fill-rule=\"evenodd\" d=\"M156 2H161V0H156ZM184 2L201 3L203 2V0H184ZM212 2L224 3L225 0H212ZM7 137H8V129L3 123H0V144H2L7 139Z\"/></svg>",
	"mask_w": 264,
	"mask_h": 264
}]
</instances>
